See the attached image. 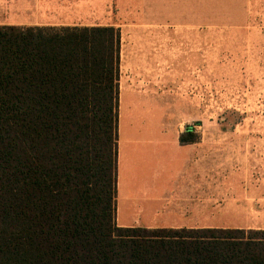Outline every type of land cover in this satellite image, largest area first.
<instances>
[{
    "label": "trees",
    "instance_id": "16d2710c",
    "mask_svg": "<svg viewBox=\"0 0 264 264\" xmlns=\"http://www.w3.org/2000/svg\"><path fill=\"white\" fill-rule=\"evenodd\" d=\"M119 51L114 26L0 25V264H264V230L116 225Z\"/></svg>",
    "mask_w": 264,
    "mask_h": 264
},
{
    "label": "rangeland",
    "instance_id": "374dc122",
    "mask_svg": "<svg viewBox=\"0 0 264 264\" xmlns=\"http://www.w3.org/2000/svg\"><path fill=\"white\" fill-rule=\"evenodd\" d=\"M123 1V5L109 8L110 20L120 34L122 81L137 91L154 83L163 88L167 83L163 77L170 74L173 90L182 100L173 105L188 114L185 126L202 131L237 127L245 131L252 165L264 162V0ZM39 14L47 17L64 13L57 7L41 6ZM146 47L169 51L172 61L170 65L157 64L156 70H149L152 77L143 78L135 76L138 66L131 63L129 52ZM141 72L146 75L147 70ZM146 97L124 91L118 110L115 209L119 206L121 211L116 212V218L134 226H141L144 216L132 206L139 202L138 192L132 190L137 177L132 171L141 165L139 158L130 159L127 152L132 147L137 151L150 145L126 142V129L162 125L161 106L149 103ZM157 148L161 152L165 149L160 145ZM251 171L259 177L257 169ZM141 177L147 176L136 181ZM123 194L129 197L127 201L121 200Z\"/></svg>",
    "mask_w": 264,
    "mask_h": 264
},
{
    "label": "crops",
    "instance_id": "0c3cea01",
    "mask_svg": "<svg viewBox=\"0 0 264 264\" xmlns=\"http://www.w3.org/2000/svg\"><path fill=\"white\" fill-rule=\"evenodd\" d=\"M123 4V0H0V25L115 26L109 8ZM41 6L57 7L64 14L42 17ZM161 49L146 47L129 52L131 63L138 66L135 76L152 77L149 70H156L157 64H171V53ZM122 62L120 49L119 69ZM143 70H147L146 75ZM163 79L167 82L163 88L154 83L137 91L129 88L119 75V106L124 91L147 96L149 103L161 106L162 125L126 129V142L150 145L137 151L132 147L127 152L130 159L140 160V169L132 171L137 176L132 181V190L138 192L139 202L138 205L133 202L132 206L144 216L141 226L119 222L116 212L121 210L117 206L116 225L145 229H264V162L252 165L245 131L240 132L237 127L222 130L210 127L202 131L185 126L188 114L173 105L182 100L173 90L170 74ZM187 127L198 136L197 142H179ZM159 145L165 148L162 152L157 148ZM252 169H257L259 177L252 175ZM150 173L153 175L149 176ZM140 176H147L141 177L144 182L136 181ZM117 186L116 182V189ZM128 198L121 195V200Z\"/></svg>",
    "mask_w": 264,
    "mask_h": 264
}]
</instances>
